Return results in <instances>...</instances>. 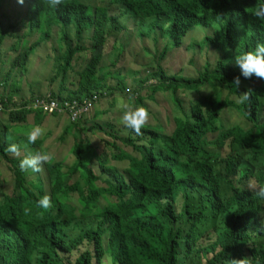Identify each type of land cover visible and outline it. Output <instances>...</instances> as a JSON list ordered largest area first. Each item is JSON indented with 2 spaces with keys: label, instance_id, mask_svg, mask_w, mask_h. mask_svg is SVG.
<instances>
[{
  "label": "trees",
  "instance_id": "16d2710c",
  "mask_svg": "<svg viewBox=\"0 0 264 264\" xmlns=\"http://www.w3.org/2000/svg\"><path fill=\"white\" fill-rule=\"evenodd\" d=\"M2 1L10 3L0 0V10ZM262 3L64 0L52 9L45 0H25L23 5L15 0L10 13L1 11L0 49L14 35L17 42L11 50L19 46L12 69H24L41 44L37 40L26 46V36L43 31L51 40L56 27L59 41L51 46L55 75L49 78V89L30 90L28 95L17 88L18 96L9 92L3 97L13 104L49 90L70 102L90 100L93 107L84 118L67 124L53 161L39 173L21 171L19 162L53 144L45 138L34 144L13 140L10 125L32 118L33 125L42 126L50 115L25 103L18 111L4 112L10 125L0 128V264H227L245 257L250 264H264V200L247 189L249 181L264 185V80L241 77L239 89L232 83L240 75L234 56L264 42V21L250 14ZM130 26L141 40L168 35L179 48L200 27L212 46L226 53L197 78L178 79L161 66L156 72L163 74L167 90L173 89L181 115L173 116L174 125L148 122L139 136L106 120V106L103 119L95 111L110 91L127 87L125 80L109 76L112 68L103 61L108 47H124L118 36ZM21 29L26 31L21 34ZM168 51L158 54V62ZM122 58H112V65ZM11 71L0 74L4 90L11 86ZM57 77L61 83L55 88ZM145 83L139 91L131 90L140 103H145ZM182 87L199 96L184 105ZM205 87L211 88L208 93ZM245 91L249 99L241 104ZM232 107L242 118L239 122L224 117ZM51 116L63 125L62 115ZM85 130L92 135L84 137ZM70 134L73 145L67 141ZM43 142L47 145L42 147ZM9 143L20 145L19 156L6 151ZM4 186L10 187L8 193ZM45 194L52 198L48 210L36 205Z\"/></svg>",
  "mask_w": 264,
  "mask_h": 264
},
{
  "label": "rangeland",
  "instance_id": "374dc122",
  "mask_svg": "<svg viewBox=\"0 0 264 264\" xmlns=\"http://www.w3.org/2000/svg\"><path fill=\"white\" fill-rule=\"evenodd\" d=\"M10 3L2 1V10L3 12H8L12 10L11 3L15 0H9ZM94 2H98L99 0H93ZM25 10V11H24ZM115 10V8H113ZM21 13L26 14V9L21 8ZM11 14H15L11 12ZM18 17L14 16V20H17ZM219 27L220 24H217ZM26 30H20L19 32L23 34ZM43 31H39L38 33L33 34L32 36H26L24 38V43L26 46H29L32 42H36L39 40L41 44L36 46L32 55L29 58V62L27 66L23 69H12L11 68V60L17 54L16 50L18 49V45L11 50V45L17 42V37L14 35L12 37L7 38V40L3 43V46L0 49V74L2 76L7 75L9 71H11V86H7L8 89L4 90V87L0 86V95H15L19 94L15 92L17 88H21L22 93L28 94L30 90H35L38 88L41 89H49L50 84L48 83L49 78L54 76L55 71L53 72V62L54 59L51 53V46L56 45L59 41L55 39L56 35V27H53L52 31V39L47 40V38L41 35ZM161 35V34H160ZM160 35L153 34L151 37L140 39L138 37V32L133 27H129L121 31V34L118 38L122 41V45L124 47H120L119 43H116L115 46H119L116 50L111 48H107V52L105 53V58L103 64L108 65L106 68H112L109 76L112 78H116L118 80H125L126 88L123 92L119 90L110 91L108 96L103 98V100L99 101L95 106V111L97 112L98 119H103L104 115L101 112L102 106H106L108 108V112L105 114L106 120L114 122L116 124L122 125L121 123V115L122 110L116 106V97L121 95L125 98V100L130 103L133 107L144 106L148 108L151 125L163 124H175V119L173 116L181 115V111L179 110V105L176 101V97L173 96L172 91L167 90V81L165 80L163 74L159 75L156 71L163 66L167 71L170 72L171 75H175L178 79L181 77L190 78V77H199L201 70L206 67L208 63L212 65L216 64L219 58L225 57V51L219 50L218 47L212 46L210 40L206 37L205 31L198 27L194 29L189 36L185 39V44L183 47H176L174 45L173 39H170L169 36L163 37ZM158 38V40L156 39ZM43 38V39H42ZM198 43L200 46H195L194 44ZM50 48V49H49ZM167 48L168 54L167 57L164 58L161 62H158V54ZM219 50L218 54L215 52ZM113 50V51H112ZM100 51V50H99ZM123 58L117 63L116 66L112 65V58H118L119 55ZM80 54L76 55L79 56ZM5 62V63H4ZM155 76H157L156 79ZM66 81V80H65ZM114 80L108 79L109 83H112ZM146 82L143 87L144 90L141 91V96L144 97L145 103H140L136 101L137 94H131L132 91L128 90H137L139 91L140 85L143 82ZM7 82V84H9ZM61 83V78L57 77L54 81L52 87H57ZM156 84V85H154ZM210 87H205L204 92L208 93L210 91ZM159 90L158 92H154ZM182 93V100L184 105L190 104V101L193 98L199 96L195 94L193 91L188 88L182 87L180 89ZM11 92V94L9 93ZM50 91L47 90L46 93H42L39 95L49 94ZM131 95L132 99L129 101L128 96ZM16 96V95H15ZM20 96V95H19ZM175 99L176 103L174 102ZM20 99V98H19ZM17 100V102L19 101ZM189 99V101H188ZM233 112L229 114L226 112L224 117L228 119L230 123L239 122L240 116L237 109L232 107ZM47 115V114H46ZM172 115V116H171ZM7 113H0V128H3L4 125H10ZM169 116V117H168ZM32 116L29 117V119ZM60 117H64L60 119L63 125H60L57 121L54 120V116L50 115V119L44 122V125L40 126L44 129V134L37 139L40 140L42 138L47 139L49 144H53L51 148H46L44 151L52 152L57 150V147L60 143V136L63 133V130L66 129L67 124L73 125L70 122V119L66 115H62ZM33 119L29 120V123L22 125H10V135L13 137V140L21 139V142H24L26 138L25 133L29 131L33 126ZM228 122V121H227ZM32 124V125H31ZM122 127V126H121ZM161 127V126H160ZM163 127V126H162ZM88 136L92 134L88 133L86 130L83 131ZM125 134V132H122ZM94 142H97L99 139L98 136L94 135L91 137ZM68 143L73 145V138L71 134L68 135ZM47 145L46 142L42 143V147ZM131 149H127L130 151ZM23 154V153H21ZM26 155H29L26 154ZM120 168L124 167L125 164H117ZM4 173L8 176V180L12 185V175L8 170L4 171ZM10 187L4 186L3 189L5 192H9ZM74 201V200H73ZM108 261V260H107Z\"/></svg>",
  "mask_w": 264,
  "mask_h": 264
},
{
  "label": "clouds",
  "instance_id": "9594fccd",
  "mask_svg": "<svg viewBox=\"0 0 264 264\" xmlns=\"http://www.w3.org/2000/svg\"><path fill=\"white\" fill-rule=\"evenodd\" d=\"M21 5L25 0H17ZM46 6L52 9L59 8L63 5L64 0H45ZM253 17L260 21H264V3L259 4L254 11L250 13ZM233 64L239 69L240 75L233 79V84L239 89L241 84V77L246 80L256 78L258 80H264V42L256 43L253 50L244 52L243 54L235 55L233 58ZM129 93L131 90H128ZM132 99L131 95L128 96V100ZM249 99V93L247 91L240 94L239 102L243 104ZM116 106L122 110L121 123L126 129H130L137 136L142 135V129L148 123L150 114L148 108L144 106L133 107L128 103L121 95L116 97ZM35 107V105H33ZM44 134V129L40 126H33L29 131L25 133L27 142L34 144L39 137ZM6 151L10 154L19 156L20 145L16 143H9ZM54 159V153L37 151L34 155H26L19 162V168L21 171H28L29 169L34 173H39L43 170L42 166L47 163H51ZM247 189L254 193L255 197L264 200V185L257 184L254 181H249ZM37 207L48 210L52 206V198L45 194L38 201H36ZM227 264H250L248 258L231 259Z\"/></svg>",
  "mask_w": 264,
  "mask_h": 264
},
{
  "label": "built area",
  "instance_id": "2783aa9c",
  "mask_svg": "<svg viewBox=\"0 0 264 264\" xmlns=\"http://www.w3.org/2000/svg\"><path fill=\"white\" fill-rule=\"evenodd\" d=\"M95 95L94 98H97ZM25 107L30 110L40 111L47 115H64L70 119V122L75 123L78 119H82L89 113L93 107L92 102L87 100L85 102L63 100L59 97H54L50 93L45 95L32 96L29 99L18 101L10 104L8 99L0 95V113L18 111V108ZM35 105V107H33Z\"/></svg>",
  "mask_w": 264,
  "mask_h": 264
},
{
  "label": "crops",
  "instance_id": "0c3cea01",
  "mask_svg": "<svg viewBox=\"0 0 264 264\" xmlns=\"http://www.w3.org/2000/svg\"><path fill=\"white\" fill-rule=\"evenodd\" d=\"M29 93V92H28ZM16 96H18V94H15ZM28 95H30V94H28Z\"/></svg>",
  "mask_w": 264,
  "mask_h": 264
}]
</instances>
